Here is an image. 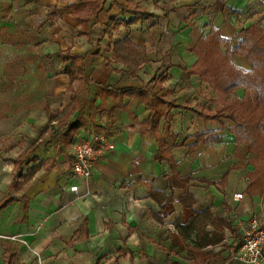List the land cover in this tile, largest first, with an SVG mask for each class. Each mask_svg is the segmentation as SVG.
<instances>
[{"label": "crops", "instance_id": "obj_1", "mask_svg": "<svg viewBox=\"0 0 264 264\" xmlns=\"http://www.w3.org/2000/svg\"><path fill=\"white\" fill-rule=\"evenodd\" d=\"M79 1L0 0V204L16 198L0 209V264H241L234 259L239 242L234 225L261 212L264 185L252 182L249 166L234 155L236 138L228 130L234 122L197 115L216 109L218 94L187 71L198 59L191 51L196 29L208 33L213 24L234 46L233 38L244 23L248 26L233 13L240 0H134L159 16L109 33V21L123 17L118 5L128 0H94L103 10L97 21L89 16L85 34L74 15ZM124 37L146 49L148 61L135 76L120 72L127 66L116 63L108 48ZM97 46L101 52L93 54ZM66 50L85 55L90 82L74 83L78 109L45 131L47 109L61 111L70 101L64 68L71 62L57 56ZM232 61L251 69L243 55ZM96 83L116 89L146 85L165 96L157 132L172 147L176 171L192 176L188 186L158 159L157 132L151 130L145 99L102 93L91 104ZM243 95L238 88L232 97ZM76 120L81 126L68 142L69 123ZM91 129L106 132L115 148L97 158L92 177L82 183L71 175L68 147ZM207 130L220 140L190 148L195 134ZM21 153H27L24 162L16 165ZM34 158L51 163L21 190L12 186L24 183L20 174L36 164ZM75 184L79 188L72 191ZM187 189L195 198L193 207L184 204L188 198L181 202ZM237 192L243 199H233ZM206 209L225 223L200 217L189 228L194 212ZM206 251L212 255L201 262Z\"/></svg>", "mask_w": 264, "mask_h": 264}, {"label": "trees", "instance_id": "obj_2", "mask_svg": "<svg viewBox=\"0 0 264 264\" xmlns=\"http://www.w3.org/2000/svg\"><path fill=\"white\" fill-rule=\"evenodd\" d=\"M118 6L123 17L112 18L107 25L106 33H109L111 29L118 28L120 25H132L159 16L148 7L134 0H128L126 5L120 4ZM74 7V15L82 25L80 34H85L89 23V16L93 15L97 21L98 15L103 10V7L99 6L94 0H80ZM195 33H197V41L191 48V51L197 55L198 59L187 71L191 75H199L201 81L209 84L214 92L218 94L216 109L196 111V113L198 116L207 120L219 121L223 118L232 120L234 125L229 127L228 130L236 138L234 155L239 157L241 161H247L254 166H260L264 175V30L255 23L241 27L237 35H242V37H240L234 46L231 45L230 40L223 38L220 28L213 24L208 33L199 29H196ZM223 44L226 45V50H222L221 46ZM108 48L110 50L112 49L115 53L114 61L116 63H122L127 66L126 70H120L121 73L135 76L141 66L148 61L146 49L135 45L128 37L116 41ZM91 52L93 54H100L101 50L97 46ZM235 55L245 56L251 64V69L245 70L235 67L232 61ZM57 56L64 58L66 62H71L69 66L64 68V72L69 75L70 78V85L67 91L71 92V97L70 101L61 111L52 112L47 109L49 119L45 131L54 120H66L78 109L77 101L79 98L77 91L74 90V83L76 81H80L81 84L90 82L84 65L85 55L72 54L69 50H66L57 53ZM96 87L97 90L90 99L91 104H93L102 93L116 95L121 98L125 95L143 97L146 105L151 109L150 117L153 120L151 130L157 132L159 119L163 114L162 110H159V107L166 104L165 96L153 94L146 85L141 88L125 87L116 89L111 86L96 83ZM238 88L244 89V95L241 99L232 97L233 92ZM170 105L171 104H169V106ZM119 106L122 105L120 104ZM80 126L81 124L78 120L69 123V128L66 133L68 142H70ZM195 137L197 140L194 144L189 146L190 148H193L203 141L216 142L220 140V136L212 130L196 133ZM157 142L159 152L158 159L160 161H167L172 171L181 177L188 186V182L192 176H182L176 171L177 164L172 154V147L167 146L165 140L158 132ZM38 143H40V139L29 148V151L35 149ZM241 145L246 146L245 152L242 151ZM25 155L21 153L14 160L16 165H20L24 162L23 157ZM33 161L36 164L29 166L26 174H20V176L24 178V183L20 184L13 181L12 186L15 184V186L21 190L33 179L35 174L42 167L46 168L51 163V159L39 160L38 158H34ZM228 174L229 172H227L221 180L223 186H226ZM158 193L159 192L154 191V197L157 198ZM184 197L190 199V202L186 203ZM15 199L16 198L12 196L7 197L0 204V209ZM181 202H185L184 204H187L189 207H193V204H195V198L188 189L181 197ZM200 217L214 225H222L225 223L223 219L212 216L210 211L206 209L200 213L194 212L188 222V227L190 228L197 223ZM219 240L218 238L212 242L216 243ZM206 244L209 243H205V245ZM202 253L201 262H204L206 257L212 255L211 251Z\"/></svg>", "mask_w": 264, "mask_h": 264}, {"label": "built area", "instance_id": "obj_3", "mask_svg": "<svg viewBox=\"0 0 264 264\" xmlns=\"http://www.w3.org/2000/svg\"><path fill=\"white\" fill-rule=\"evenodd\" d=\"M261 1L264 3V0ZM135 126L139 128L138 125ZM114 148L115 145L109 140L106 132L88 130L85 135L68 147L72 177L82 183H87L92 177L94 162L97 158ZM78 188L77 184L70 187L72 191H77ZM243 196L242 192H237L233 195V199L239 201L243 199ZM234 227L239 236L234 259L240 261L241 264H264V208L248 219H237ZM9 238L18 240L16 235L9 236Z\"/></svg>", "mask_w": 264, "mask_h": 264}, {"label": "rangeland", "instance_id": "obj_4", "mask_svg": "<svg viewBox=\"0 0 264 264\" xmlns=\"http://www.w3.org/2000/svg\"><path fill=\"white\" fill-rule=\"evenodd\" d=\"M238 10H233V13L236 17L240 16L242 19H245L244 22H246L248 25L251 23L257 24L261 29L264 30V3L261 0H240L239 8ZM243 23V22H242ZM245 26V23H244ZM242 37V35H237L233 38L235 44L238 42V40ZM232 44V41H231ZM234 44V45H235ZM233 46V45H232ZM223 48L226 49V45H223ZM27 104L29 102L27 101ZM242 151H246V146H240ZM249 157V156H248ZM246 161H242L243 165L245 167H248V175H252L251 179L252 182H257L259 186L264 185V175L263 171L260 168V166H254L251 163H245ZM241 163V162H240ZM254 173L256 174L255 177H253Z\"/></svg>", "mask_w": 264, "mask_h": 264}]
</instances>
